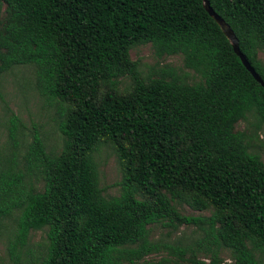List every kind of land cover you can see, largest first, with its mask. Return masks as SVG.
Wrapping results in <instances>:
<instances>
[{"label":"trees","instance_id":"trees-1","mask_svg":"<svg viewBox=\"0 0 264 264\" xmlns=\"http://www.w3.org/2000/svg\"><path fill=\"white\" fill-rule=\"evenodd\" d=\"M209 1L264 80V0ZM147 44L182 55L202 80L169 67L143 76L131 51ZM28 64L58 104L64 145L54 156L36 131L23 168L16 153L0 165V224L16 220L12 261L32 231L48 229L43 264H264V161L236 131L250 115L264 128V88L203 0H0V76ZM104 144L122 167L118 197L100 187L94 153ZM35 171L40 191L28 187ZM178 204L212 213L185 216ZM158 224L201 238L160 245L150 241Z\"/></svg>","mask_w":264,"mask_h":264},{"label":"rangeland","instance_id":"rangeland-1","mask_svg":"<svg viewBox=\"0 0 264 264\" xmlns=\"http://www.w3.org/2000/svg\"><path fill=\"white\" fill-rule=\"evenodd\" d=\"M5 8V7H4ZM132 59L139 63L140 71L145 77H157L160 70L166 67L174 68L178 75L188 84L199 83L202 79L193 70L184 65L182 55L163 56L156 55L152 44L140 45L132 49ZM264 62V53H260ZM37 66L17 65L0 76V165L12 159L17 154L18 162L23 168V158L28 144L32 141L33 134L37 131L42 137L46 149L56 156L60 154L64 145V137L59 131L61 114L57 103L49 102L41 96L37 88ZM120 89L130 86L129 78L121 79ZM15 132L13 133V131ZM236 131L245 132L250 137L252 153L261 156L264 161V128L258 127L253 116H248L236 126ZM94 159L98 166L100 187L106 198L121 195L120 183L123 179L122 167L119 158L110 144L101 145L94 153ZM28 187L43 189V183L38 179L37 172H33L27 179ZM178 209L185 216H210L212 211H197L187 204H178ZM16 220L10 218L0 224V264H16L8 251L12 232L15 229ZM150 241L160 245L189 246L193 245L201 234L195 227L181 226L179 230L166 227L165 224L151 226ZM48 229L32 231L29 242L22 253L19 264H43L47 253ZM204 251L201 252V257ZM168 253L151 254L146 258L148 261L159 262ZM221 256L226 262L231 261L229 250H222Z\"/></svg>","mask_w":264,"mask_h":264},{"label":"water","instance_id":"water-1","mask_svg":"<svg viewBox=\"0 0 264 264\" xmlns=\"http://www.w3.org/2000/svg\"><path fill=\"white\" fill-rule=\"evenodd\" d=\"M203 1H204L205 9L209 13V15L217 22V24L220 26L225 36L229 39L235 53L239 56V58L241 59L247 70L253 75L256 81L259 82L264 88V80L256 72L255 68L251 65L247 57L241 52L239 41L236 35L234 34L233 30L231 29V27L213 10L209 0H203Z\"/></svg>","mask_w":264,"mask_h":264}]
</instances>
